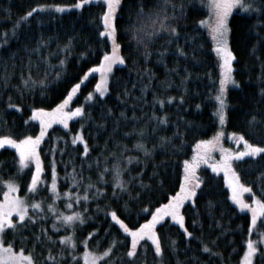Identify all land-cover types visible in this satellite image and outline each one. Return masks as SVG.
Listing matches in <instances>:
<instances>
[{
    "label": "trees",
    "instance_id": "trees-1",
    "mask_svg": "<svg viewBox=\"0 0 264 264\" xmlns=\"http://www.w3.org/2000/svg\"><path fill=\"white\" fill-rule=\"evenodd\" d=\"M122 2L123 9L118 10L115 20L116 39L121 45L120 51L126 63L114 66L110 88L111 79L117 80L120 87L106 94L100 104L97 99L85 100L87 93L93 91L99 80L98 75L89 73L82 82L81 78L88 68L100 63L103 52L111 50V41L99 36V32L103 30L102 12L106 10L103 0H88L81 8L73 7L63 12H58L51 6H74L76 0H0V136L10 135L18 139L23 135H37L40 124L31 119L32 109L55 107L76 83H80V89L73 96L69 108L82 104L87 111L88 106L92 105V119L82 121L72 118L68 121L67 128L63 124L54 123L47 129L39 149L44 168V184L37 194L29 193L25 197L29 202L41 201L45 209L47 203L52 202L48 188L53 159L59 192L77 191L76 186L71 185V173L74 170L80 173L81 168L84 184L93 183L105 188V195L89 200L86 204L81 202L80 205L73 206L85 216L84 224H77L73 233L77 247L72 255L77 256L79 264H85L82 256L84 245L80 243L85 238L89 251L97 253L107 248L112 238L120 242L125 240L127 234L111 221L109 212L116 211L129 227H138L139 223L150 218V212L143 213L141 209L145 205L153 209L158 203L165 202L167 194L178 190L183 177V161L193 155L196 141L211 138L221 127L214 115L215 96L219 87V60L209 31L198 23L208 14L201 0H184V17L175 22L179 39L162 30L150 38L145 37L142 43H137L132 30L134 25H139L135 14V0ZM145 3V11L149 8L155 10L158 0H145ZM173 3H180V0H173ZM37 4L49 7L33 13L26 22L21 21L13 34L20 17ZM168 11L171 13V7ZM261 22H264V15L239 11L233 12L228 18L231 29L229 45L234 55L233 76L238 85L227 87L224 129L229 133L243 134L250 143L264 144V92L261 91L264 89V24ZM40 41L43 43H39ZM65 44L70 46L66 48ZM144 45H147V56ZM177 47L186 55L177 52ZM60 60L64 63L60 64ZM29 74L37 83L25 86L23 80ZM41 79L44 84L38 83ZM145 85L148 87L142 91ZM124 87L129 90L127 98L121 94ZM154 96L156 100H165L163 107L155 102ZM169 96L174 98L171 103L167 101ZM181 96L182 101L179 99ZM14 105L20 107H13ZM102 107L110 108L111 114L102 113ZM122 111L128 120L120 119L119 127L115 128L113 121L119 118ZM133 112L138 118L135 121L132 119ZM153 113L165 116L167 123L160 124L152 120ZM253 115L257 117V121L254 125H249V119ZM101 123L104 124L103 129L98 127ZM134 128H143L144 135L141 137L133 132ZM78 132L82 133L88 144L86 164L82 157L83 143L77 141L75 145L71 144V139ZM124 133L129 135L125 136ZM181 133L182 137L179 135ZM161 136L171 137L170 144H166L163 149H153ZM137 140L153 149L150 156L146 157L143 151L133 147ZM181 143L183 147L180 151L172 147ZM227 144L230 149L237 148L235 143ZM124 146L127 150L122 153L121 148ZM59 149H63V152ZM109 151L115 152L119 159L123 168L122 178L128 181L130 194L120 193L117 189L118 195H112L111 169L115 161L108 156ZM105 156L108 157L109 171L105 172L104 177L107 183L102 184L97 181L100 169L93 161L99 160L100 168H103ZM125 156L138 157V160H132L124 167ZM213 158L207 164L201 163L197 169L205 183L201 185L202 195L198 190L195 211L189 207L188 202L184 206L186 226L200 239L185 238L174 222L165 230L158 226L163 243L167 244L169 237L177 240L175 254L165 247L162 264H176L177 260L181 264H239L246 247L245 241L249 238L247 229L251 213L248 209L241 210L231 200V189L223 171L213 172L211 169V164L220 160L221 156L218 154ZM243 159L247 163L241 165L234 161L233 167L239 173L241 182L251 187L256 197L264 199L261 196V190H264V160L259 157ZM14 160L18 161V153L14 148L9 145L0 147V180L13 179L19 185V195L25 196L26 184L31 176L30 169L34 171V163L18 172V163ZM252 161L256 163L253 164ZM154 171L160 173L158 178H152ZM138 173L145 184L151 185L147 194L136 182ZM77 179H80L79 175ZM157 179L163 181L162 186L157 184ZM4 190L6 187L0 184V198ZM80 191L82 194L83 187ZM138 192L141 196L135 198ZM242 196L246 202L251 203L252 193H243ZM208 201H212L210 208ZM65 203L66 199L61 196L55 201V207L59 211H67ZM191 219H198L196 228L190 226ZM52 222L49 215L45 222L36 224L31 231L25 230L22 234L29 239L23 245L18 233L14 246H23L27 252L33 247L31 233H38L41 227L48 229V235L53 240L58 235L67 234L64 228H51ZM259 223L258 219V225ZM93 229H98V232L88 236ZM105 229H108V233H105ZM258 231H264V226L254 228L251 238L257 239ZM6 239L12 240L13 237L8 235ZM213 240L215 245L211 243ZM201 241L208 243L213 253H221L222 258L203 252ZM147 243L149 247L141 259H146L147 264H157L150 247L151 242ZM60 247L58 240L56 244L47 243L43 248L37 244L34 256H47L48 248L57 253ZM125 251L121 243L113 249L112 255L119 258ZM36 258L38 264H41L42 258ZM67 258L68 251L65 249L60 264H65ZM97 264H102V261H97ZM105 264H112V261L105 258Z\"/></svg>",
    "mask_w": 264,
    "mask_h": 264
},
{
    "label": "snow or ice",
    "instance_id": "snow-or-ice-1",
    "mask_svg": "<svg viewBox=\"0 0 264 264\" xmlns=\"http://www.w3.org/2000/svg\"><path fill=\"white\" fill-rule=\"evenodd\" d=\"M88 0H76L74 5L75 8L83 7ZM106 10L102 12V28L103 30L99 32L100 37H107L111 41V50L103 52L102 58L99 64H95L88 68L81 78V82L87 79L89 73H100V78L96 82L93 91H89L85 96L86 101H92L97 99L100 104L103 103L102 98L109 94L112 89L119 88V82L115 79H111L110 88V78L113 77V67L115 65H124L126 63L125 57L121 54V45L117 43L116 34L117 27L115 20L117 18L118 10L123 9L122 0H103ZM136 9L135 14L139 21V26H133V33L137 37V43H142L145 37H152L154 33L160 31H165L167 34L175 39H179V32L176 26V21L184 17L185 3L184 0H180V3H173V0H158L157 7L155 10L151 8L145 11L146 3L145 0H135ZM49 7L47 5L37 4L30 11L26 12L17 21L16 26H14L13 34L15 33V27L19 26L21 21H27L33 13L38 10H43ZM58 12H63L65 8L72 7V5H52ZM171 7V13L168 9ZM207 8L210 12L211 19H201L198 21L200 25H206L210 30V35L214 43L215 51L220 57V73H219V87L217 94L215 96L216 108L214 115L218 118L220 125H223L226 120V91L227 85L233 84L238 85V82L233 76V64L234 60L233 52L231 51L229 45V33L231 29L228 25V17L232 14L234 8L241 10H246L247 13L255 14L257 16L264 15V0H208ZM130 11V10H129ZM264 24V22H261ZM39 43H43L40 41ZM69 44H65V47H69ZM145 47V56H147V45ZM181 55H186L183 50L179 47L176 49ZM60 64L64 61L60 60ZM59 75V73H57ZM187 77H185L186 79ZM37 83L31 79V75L23 80L25 86H30ZM40 84H44V80L38 81ZM134 87V85H133ZM148 85L142 88V91L146 89ZM80 89V83H76L72 86L71 90L68 91L66 97L52 108L35 107L32 109L31 119L39 121L40 131L37 135H23L22 138L14 139L10 135L0 136V147L9 145L15 149L18 153V169L21 171L23 168L34 163V171L30 169L31 176L30 180L26 184L27 191L25 196H20L17 194L19 185L13 180L9 179L7 181L0 180V184L6 187V190L2 192V198H0V264H38L37 256L42 258L41 264H60V260L64 257L65 249L68 251V258L65 264H79V260L76 255H72L77 247V241L74 239V231L77 224L83 225L85 222V216L81 211L74 209L75 205H80L81 202L87 203L89 200H93L99 196L105 195L104 187H97L96 184L83 182V168H81L80 173L75 170L71 173V185H75L77 191L75 193L65 191L63 193L57 190V175L55 172V160L53 159L51 167V183L48 190L51 193V203H47L46 209L42 206V202L39 200H32L29 202L25 197L29 193L35 195L42 190V185L44 180L42 178V173L44 172L43 163L40 156V145L47 134V129H49L54 123L63 124L65 128L68 127V121L72 118H79L80 120H89L91 117L92 105L88 106V110H85L84 105H77L75 108H69L70 102L73 96ZM264 92V89L261 90ZM94 94H97L94 96ZM121 94L126 98L128 97L129 90L127 87L122 89ZM173 97H167V101L171 103ZM181 101L183 97L179 98ZM154 100L161 107L165 104V100L159 99ZM13 107L19 108V105H14ZM102 113L111 114L110 108H101ZM128 120L126 114L122 111L119 114V118L113 121L115 128L119 127V120ZM133 121L138 119L133 112ZM152 120L157 121L160 124H166L167 119L165 116H156L155 113L152 114ZM257 121L255 115L251 116L249 119V125H254ZM99 128L103 129L104 124L101 123ZM155 127L153 131H155ZM137 132L139 136L144 135V129L141 128L132 130ZM128 136L129 133H124ZM182 137V133L179 134ZM232 138H234L236 144L243 142V149L233 151L223 147L220 143V137L223 136L221 131H217L209 139H199L196 141L194 148L195 151L190 159H185L183 161V177L179 183L178 190L174 193L166 195L165 202L158 203L153 209H149L145 205L141 212L149 213L150 218L139 223L138 227H129L125 223L124 219H121L120 215H117L116 211H111L108 215L111 221L118 226L119 230L126 233L127 236L123 242L112 238L109 241L108 247L103 251L97 253L94 251H89L87 246V238L80 241L84 245V252L82 253L85 264H97V261H102L105 264V258L112 261V264H147L146 259H141L142 256L146 255L147 248L149 247L147 242H151V249L153 251L154 257L156 258L157 264H162L163 257L165 254V247L173 254L177 251V240L169 237L167 239V244L163 243L161 240V232L158 231V226L161 230H165L166 227L173 223L178 225L179 229L182 230V234L185 238H195L200 239V237H195L194 232L189 230V226L185 223V212L184 206L185 202H188L189 207L195 211L196 203L198 199V190L200 194H203V189L201 185L204 184V180L197 173V169L200 167L201 163L207 164L209 160L214 159L211 156L213 150H218L221 154V158L211 164V169L213 172L223 171L225 179L227 180L228 187L231 189V200L239 206L241 210L248 209L251 213L250 223L248 225L249 238L246 239V247L243 251V255L240 258L239 264H264V231H258L257 239L251 238L254 228H259L264 226V199L256 197L255 193L251 187L241 182L239 173L233 167V163L238 162L243 165L247 163L243 158L245 157H259L260 160H264V144L262 143H250L245 136L240 133H231ZM171 137L161 136L159 137L158 145H153V149L156 147H163L166 144H170ZM77 141H80L84 145L82 157H84V163H87V157L89 155V148L87 142L84 140L82 133H76L71 139V144L75 145ZM107 146V141L105 142V148ZM136 149L143 151L147 156H150L153 149H149L141 140L133 146ZM174 149L180 151L183 144L172 145ZM126 146L121 148V152L126 151ZM51 152L52 149H49ZM63 152V149H59ZM102 155V153H101ZM108 156L114 159L112 165V195L116 197L118 195L117 189L120 193H129L128 181L122 178L123 168L116 157V153L109 151ZM108 157H104V166L100 168V161L94 160L93 163L100 169L97 173V181L102 184H106L105 172L109 171L107 166ZM123 160L127 163H131L132 160H138V157L125 156ZM256 163V161H252ZM91 167V165H89ZM155 168L156 166L153 165ZM143 171V169H141ZM77 175L80 179H77ZM160 173L154 171L151 176L152 178H158ZM129 179H133L129 177ZM136 182L139 187H141L145 194L151 189V185L145 184L143 180L140 179V174L138 173L135 177ZM157 184L159 186L163 185V181L157 179ZM81 187L83 191L81 194ZM243 193H252L251 203L246 202L243 199ZM130 194V193H129ZM63 196L66 199L65 209L67 211H59L55 207V201ZM141 193H136L135 198H139ZM261 196L264 197V190H261ZM134 198V199H135ZM209 208L212 206V201H208ZM31 210V213H30ZM86 211V209H85ZM15 214V217L13 216ZM52 217L51 228H64L66 235H58L56 240H53L51 236L48 235V229L41 227L38 233H31V239L33 247L25 251L23 246H14V241L19 233V239L21 245L26 244L28 237L23 236L25 230L31 231V228L38 223L45 222L48 216ZM259 219V225H258ZM219 223V221H217ZM199 224L198 219H191L190 226L196 228ZM71 229V231H69ZM98 229H93L92 232L88 233V236H92L93 233H97ZM105 233H108V229H105ZM8 235H12L13 239H6ZM43 237V239L41 238ZM130 237V240L128 239ZM57 240L60 244V249L57 253H53L51 248L47 250V256H42V254H36L34 256V249L37 244L42 248L47 243L56 244ZM141 241L145 243L142 244ZM123 243L126 251L122 256L117 258L113 254V249L119 244ZM203 252L209 253L210 255L220 256L222 254L219 252L213 253L212 248L209 247L208 243L201 241ZM212 245H215V240H213ZM176 264H181L177 260Z\"/></svg>",
    "mask_w": 264,
    "mask_h": 264
},
{
    "label": "rangeland",
    "instance_id": "rangeland-1",
    "mask_svg": "<svg viewBox=\"0 0 264 264\" xmlns=\"http://www.w3.org/2000/svg\"><path fill=\"white\" fill-rule=\"evenodd\" d=\"M201 3H202V5H204L205 7H206V9H207V17L205 18V19H211V17H210V12H209V10H208V8H207V3H208V0H201ZM74 6H72V7H67V8H65V10H69V9H71V8H73ZM55 8V7H54ZM64 10V11H65ZM235 11H239V12H242V13H247L246 12V10H241V9H238V8H234L233 9V12H235ZM232 12V13H233ZM231 15V14H230ZM229 15V16H230ZM229 18V17H228ZM139 26V25H138ZM208 31H209V34H210V30L207 28V26L206 25H203ZM211 36V35H210ZM136 39H137V37H136ZM212 39V38H211ZM213 45H214V43H213ZM214 49H215V47H214ZM216 52V51H215ZM216 54H217V52H216ZM217 57H218V60H219V63H220V57H219V55L217 54ZM234 61V60H233ZM233 61H232V64H233ZM119 65V64H118ZM116 66V65H115ZM114 68V67H113ZM94 74H97L98 75V77L100 78V73H98V72H96V73H94ZM229 86H233V84H229V85H227V87H229ZM235 86V85H234ZM218 131H221L222 133H223V136H221L220 137V143L223 145V147H225V148H228V149H230V147H227L228 146V144L227 143H235V140H234V138H232V136L230 135L231 133H229V132H226L225 131V129H224V124L223 125H221V127H220V129L218 130ZM242 144V145H241ZM241 145V146H240ZM235 146L237 147L236 149H232V150H234V151H236V150H239V149H243V142H241L240 144H236L235 143ZM241 149V150H242ZM219 154V156H221V154H220V152L218 151V150H213L212 151V153H211V156L212 157H215V156H217ZM17 194L19 195V192H17ZM257 238H258V236H257Z\"/></svg>",
    "mask_w": 264,
    "mask_h": 264
}]
</instances>
